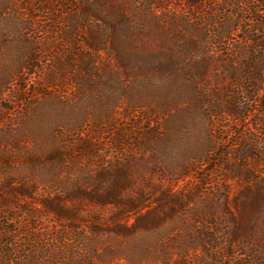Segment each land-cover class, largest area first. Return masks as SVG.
Listing matches in <instances>:
<instances>
[{"label": "trees", "instance_id": "trees-1", "mask_svg": "<svg viewBox=\"0 0 264 264\" xmlns=\"http://www.w3.org/2000/svg\"><path fill=\"white\" fill-rule=\"evenodd\" d=\"M75 1L81 39L48 58L52 21L0 0L25 73L70 77L90 104L69 138L21 139L0 73V211L31 197L38 213L22 242L0 213V264H264V0Z\"/></svg>", "mask_w": 264, "mask_h": 264}, {"label": "rangeland", "instance_id": "rangeland-1", "mask_svg": "<svg viewBox=\"0 0 264 264\" xmlns=\"http://www.w3.org/2000/svg\"><path fill=\"white\" fill-rule=\"evenodd\" d=\"M15 1L21 4V6H26L29 4V0ZM30 2L35 9L32 14L34 16H37L33 19L34 23L49 24L50 20L52 21V39L55 40V45L57 46H51V48L49 49L50 52L48 53V58H61L65 55L66 50L74 49L75 38L81 39V37H75L74 34H71L66 28H64L65 24H63V17L77 14V2L75 0H30ZM34 25L36 26V24ZM59 28L60 30L63 29L66 32V35H56ZM36 29L34 28V31ZM26 34L28 35L29 32ZM40 36H42V34ZM63 36L67 37L69 42L65 41V39H63ZM2 37L3 34H0L1 41ZM7 39L10 42H0V73L1 75L4 73L6 74V76L10 75V77H12L14 81L17 80L16 83L18 86L15 85L14 87L15 89L19 88L17 93L21 95V97L19 102L16 104L17 109L15 110L23 111L26 114L25 118L18 119H15V116L13 114H11L10 116L11 123H14V128H20V123L22 125H25V129L21 127V133H19L17 136L23 139V136L21 134H25L26 129H31V126L33 125L34 127L35 124L38 125V132L34 140L36 141V143L42 145L44 143H47V136L50 133H54L55 131L58 134L66 133V135L68 136L66 138H69L72 133L75 134V131L73 130V132H71V130L75 126V121L78 120V117L82 113L81 110L83 109V106L86 109L90 107V104L88 103V97H83L79 94L78 96L80 97L78 98L77 96V98L75 99V96H73L75 94V89L71 85L70 77L59 79L57 84L53 85V83L51 82L46 84L45 80L48 79V74H44L43 72H39V74L35 76H33V74H26L25 70L27 69H24L26 63L23 64V62H25V60L23 59V52H27L29 51V49H27V51L26 49H22L21 44L17 46L16 41L18 38L17 36H15V34H8ZM24 43L26 45L25 41ZM44 62H41V65L45 66L46 63ZM20 64H23V67H21V69H19L18 67ZM64 64L67 63L63 62V65ZM74 65L71 64L70 68H73ZM21 72L24 74L22 75ZM73 77L75 78V75ZM35 92H41L42 96L40 94H38L37 96L35 95L36 99H34L32 93ZM67 129H69V133L67 132ZM197 134L198 133L196 130L193 131V138H196ZM187 180L192 181L194 180V177L190 176L189 178H187ZM183 182L185 181H181L180 185H182ZM35 197L39 198V194H35ZM17 200V197L13 198L12 200L7 199V201H5V204H7V202H10L11 207L5 206V209L0 211L1 215L8 214L10 218H15L16 222L8 221L7 223H4L5 221H7L5 218H3L1 222L3 223V226L17 229L22 233V237H18V233H16L15 237L8 236L5 239H21L22 242V238H26L25 236L31 234V232L36 233L35 227H29V224H34V221H29L27 219V216H36L38 213L33 210L35 205V203L33 202V198H22V203L20 204L17 202ZM24 202H27L28 205ZM43 221H46V217H43L42 221L39 218L35 223H37L38 226H41L40 224ZM72 232L75 235V231Z\"/></svg>", "mask_w": 264, "mask_h": 264}]
</instances>
